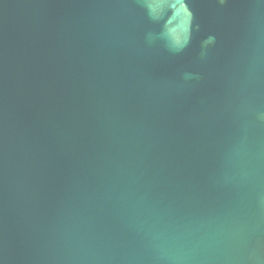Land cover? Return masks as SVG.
Returning a JSON list of instances; mask_svg holds the SVG:
<instances>
[{"label": "water", "instance_id": "95a60500", "mask_svg": "<svg viewBox=\"0 0 264 264\" xmlns=\"http://www.w3.org/2000/svg\"><path fill=\"white\" fill-rule=\"evenodd\" d=\"M0 264H264V0H0Z\"/></svg>", "mask_w": 264, "mask_h": 264}]
</instances>
